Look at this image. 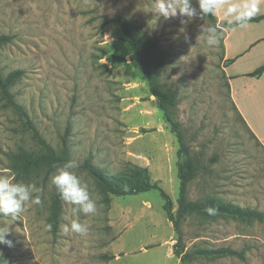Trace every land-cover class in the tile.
Listing matches in <instances>:
<instances>
[{
  "label": "rangeland",
  "instance_id": "obj_1",
  "mask_svg": "<svg viewBox=\"0 0 264 264\" xmlns=\"http://www.w3.org/2000/svg\"><path fill=\"white\" fill-rule=\"evenodd\" d=\"M154 9V0H0V34L11 35L0 47V73L23 71L10 89L15 100L58 153L66 143L68 161L78 164L73 171L97 203V213L86 215L61 200L58 230L47 229L57 192L50 177L66 162L48 175L45 170L28 176L14 171V153H37L39 147L25 118L0 100V175L14 173V182L36 185L40 198L39 204H26L15 221L0 216V228L8 229L6 239L12 241L11 246L0 244V264L180 263L173 254L177 234L158 189L109 195L106 201L95 179L80 167L85 159L109 174L146 166L176 211L178 142L144 75L131 64L132 49L120 27L105 21L115 16L138 25L165 58L159 80L176 94L175 119L196 166L188 199H219L263 214L261 219L186 216L181 224L185 250L230 247L242 256L199 255L182 264H264V147L230 98L225 29L216 16L182 24L184 18L165 19ZM212 26L221 34L217 46H208L202 32ZM111 54L124 60L112 62ZM253 124L264 132V112ZM73 220L88 227L86 235L63 232Z\"/></svg>",
  "mask_w": 264,
  "mask_h": 264
},
{
  "label": "trees",
  "instance_id": "obj_2",
  "mask_svg": "<svg viewBox=\"0 0 264 264\" xmlns=\"http://www.w3.org/2000/svg\"><path fill=\"white\" fill-rule=\"evenodd\" d=\"M213 16L215 15H211V17ZM263 18L264 14L256 15L252 21H259ZM105 21L114 22L120 27L124 41L127 42L132 49V54L129 58L131 64L144 75L151 94L157 99L158 107L162 112L165 122L169 124L171 131L177 139V177L179 179V190L176 199V211H173L172 198L157 181L151 179L149 169L146 166L129 165L119 173L109 174L103 169L93 165L89 159H85L80 167L95 179L97 186L105 195L106 201H109V195L123 196L144 192L152 188L158 189L163 199L162 207L166 218L172 223L173 229L177 234L176 242L173 244V254L180 258L179 264L199 255L212 258L225 255H236L241 257L240 251L230 247L196 248L192 251L185 250V245L182 240L181 224L186 216L214 213L240 219H261L263 214L256 209L242 207L219 199L205 198L194 201L188 199L187 186L194 178L196 166L189 155L185 135L179 122L175 119L176 94L174 91L163 88L159 80L158 72L164 66L165 58L156 53L155 41L150 37H144L138 25L134 24L126 17H109L105 18ZM219 26L227 29L236 25L229 24V21H220ZM10 40L11 35L0 34V47ZM108 58L112 62L124 60V57L114 54L109 55ZM263 71L264 64L249 72L248 75L259 76ZM22 74V70H13L6 75L0 73V100H3L6 106L13 108L20 117L25 118L24 126L30 132L34 143L39 147V152L33 153L22 150L14 153L11 157L12 168L17 173L25 176L40 170H45V174L48 175L56 169L59 164L68 161L66 143L63 142V148L61 152L58 153L40 134L36 125L27 119L26 111L15 100L13 93L10 91L15 81L18 80ZM60 214L61 199L56 192L53 196L47 217V222L51 225V232L53 234L58 230Z\"/></svg>",
  "mask_w": 264,
  "mask_h": 264
},
{
  "label": "clouds",
  "instance_id": "obj_3",
  "mask_svg": "<svg viewBox=\"0 0 264 264\" xmlns=\"http://www.w3.org/2000/svg\"><path fill=\"white\" fill-rule=\"evenodd\" d=\"M155 13L165 19L170 17H182V24H187L194 18L203 19L213 15L222 6V0H195L197 7H193V0H154ZM259 6L256 0H246L242 5L232 4L224 9V16L232 17L229 24L243 27L252 21L258 14ZM206 35L208 46H217L221 39V34L215 26L202 28ZM187 39V37H186ZM78 164L68 161L63 166L56 169L50 177V184L56 189L59 197L65 203L74 206V210H79L86 215L97 213V203L91 197L88 185L81 182L75 174L74 169ZM15 174L11 176L0 175V216L8 217L13 221L17 220L23 213L26 204H39L40 198L35 195L39 192L36 185L22 182H14ZM51 230V225L46 226ZM63 232L86 235L88 227L79 221L73 220L63 227ZM8 229L0 228V244L12 245V241L6 239Z\"/></svg>",
  "mask_w": 264,
  "mask_h": 264
},
{
  "label": "crops",
  "instance_id": "obj_4",
  "mask_svg": "<svg viewBox=\"0 0 264 264\" xmlns=\"http://www.w3.org/2000/svg\"><path fill=\"white\" fill-rule=\"evenodd\" d=\"M244 0H222L221 8L214 15L218 21H230L232 17L223 12L232 4L242 5ZM259 6L257 15L264 14V0H256ZM224 72L228 78L230 98L238 113L255 138L264 147V132L253 124L263 117L264 108V71L259 76L249 72L264 64V18L248 24L224 30Z\"/></svg>",
  "mask_w": 264,
  "mask_h": 264
}]
</instances>
